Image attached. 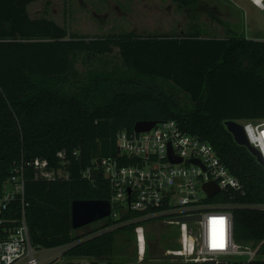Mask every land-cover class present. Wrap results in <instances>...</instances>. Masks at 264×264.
Returning a JSON list of instances; mask_svg holds the SVG:
<instances>
[{
  "label": "trees",
  "instance_id": "1",
  "mask_svg": "<svg viewBox=\"0 0 264 264\" xmlns=\"http://www.w3.org/2000/svg\"><path fill=\"white\" fill-rule=\"evenodd\" d=\"M33 1L0 0V196L16 164L40 158L68 171L67 178H38L26 165L24 211L33 242L68 245L64 254L71 258L95 255L109 264H126L114 257L116 234L145 223L137 219L140 211L107 216L100 226L79 232L72 226L71 202L112 198L100 168L93 166L91 177L83 172L96 158L118 156L119 131L132 132L139 120L174 119L185 132L211 143L239 179L243 192H221L213 199L233 203L235 241H263L264 256V209L240 205L264 202V165L225 125L230 119L264 118V40L231 29L223 37L198 31L82 34L48 15L32 17L28 5ZM115 47L125 69L91 70L83 85L70 90L80 82L78 53L102 55ZM147 79L179 87L193 105L143 83ZM7 212L19 217L21 200L11 202ZM171 244L178 246L175 240ZM162 257L148 238L146 258Z\"/></svg>",
  "mask_w": 264,
  "mask_h": 264
},
{
  "label": "built area",
  "instance_id": "2",
  "mask_svg": "<svg viewBox=\"0 0 264 264\" xmlns=\"http://www.w3.org/2000/svg\"><path fill=\"white\" fill-rule=\"evenodd\" d=\"M237 121L264 160V118ZM117 148L118 156L96 158L83 172L84 176L91 177L94 166L106 176L112 189L109 216L119 218L125 211L137 210L140 221L161 218L179 227L178 236L172 239L178 246L166 247L162 258L149 260L144 224H138L135 227L138 261L258 264L257 260L264 259L260 252L263 241L257 244L235 241L230 209L233 203L213 199L221 192H243V186L211 143L185 132L174 119H168L156 122L147 131H119ZM171 157L181 160L173 161ZM26 165L34 167L38 178L68 177L67 170L50 167L47 159L35 158L13 167L0 196V264H68L69 261L109 264L108 259L95 255L66 256L68 245L45 247L33 242L24 211ZM207 182L219 186L213 196L204 189ZM17 198L22 202V213L16 218L7 209ZM240 205L264 209V202ZM185 216L199 217L177 220Z\"/></svg>",
  "mask_w": 264,
  "mask_h": 264
},
{
  "label": "rangeland",
  "instance_id": "3",
  "mask_svg": "<svg viewBox=\"0 0 264 264\" xmlns=\"http://www.w3.org/2000/svg\"><path fill=\"white\" fill-rule=\"evenodd\" d=\"M181 5L179 0H35L28 5L29 14L32 17L48 15L61 25H66L71 31L89 34L104 35L113 32H126L135 30L138 33H178L200 32L203 36H226L231 33L228 28H216L217 22L214 16L207 12L209 4L219 3L225 13L229 14L230 22L226 26H235L233 33L246 38L264 40V11H259L258 18L253 22H246L245 13L240 6H236L232 0H189ZM223 18L226 14L221 15ZM119 67L125 69L124 62L117 47L108 54L78 53L76 55L75 68L79 71L80 82L71 87L75 91L83 85V79L91 70H111ZM145 84L155 89L170 92L174 98L186 107H191L193 101L189 95L180 92L179 87L162 80L147 79ZM106 222L100 219L86 224L78 229L86 232ZM144 230L146 238L153 240L157 248L162 252L166 247H176L171 244L172 239L179 234L176 224H167L161 218L146 220ZM136 228L132 231H120L116 234L115 260L124 262L138 261ZM131 236V238H130ZM137 250V251H136Z\"/></svg>",
  "mask_w": 264,
  "mask_h": 264
},
{
  "label": "water",
  "instance_id": "4",
  "mask_svg": "<svg viewBox=\"0 0 264 264\" xmlns=\"http://www.w3.org/2000/svg\"><path fill=\"white\" fill-rule=\"evenodd\" d=\"M156 120H139L135 123L134 129L136 131H147L151 129ZM227 129L233 134L235 140L246 146L257 158L259 162L264 164V160L260 151L254 147L248 140L243 125L237 120L230 119L225 121ZM173 161H180L181 158L171 157ZM204 189L210 196H213L219 191V186L215 182H207L204 184ZM72 226L73 228H80L91 222L100 220L109 216L112 213L111 199L98 198H84L73 199L71 202ZM199 216H185L177 218V220H191ZM126 264H198V263H183V262H169V261H134Z\"/></svg>",
  "mask_w": 264,
  "mask_h": 264
},
{
  "label": "crops",
  "instance_id": "5",
  "mask_svg": "<svg viewBox=\"0 0 264 264\" xmlns=\"http://www.w3.org/2000/svg\"><path fill=\"white\" fill-rule=\"evenodd\" d=\"M233 3L237 6H240V8L243 9L245 13H248V17L245 18L246 22L250 23L255 21L258 16L256 14L259 13V11H264V0L262 1L263 6H260L255 0H232ZM209 7H207V12H211V14H217V16H214L217 22L216 28L222 27V28H228V29H234L235 26L228 27L225 25V23L230 22V19H234L229 16V14L225 13V11L221 8L220 4L217 2L215 4H209ZM209 12V13H210ZM223 14H226L224 18L221 16Z\"/></svg>",
  "mask_w": 264,
  "mask_h": 264
},
{
  "label": "bare ground",
  "instance_id": "6",
  "mask_svg": "<svg viewBox=\"0 0 264 264\" xmlns=\"http://www.w3.org/2000/svg\"><path fill=\"white\" fill-rule=\"evenodd\" d=\"M256 2H258L260 5L262 4L261 0H255Z\"/></svg>",
  "mask_w": 264,
  "mask_h": 264
}]
</instances>
